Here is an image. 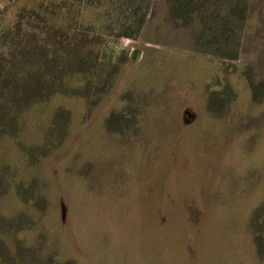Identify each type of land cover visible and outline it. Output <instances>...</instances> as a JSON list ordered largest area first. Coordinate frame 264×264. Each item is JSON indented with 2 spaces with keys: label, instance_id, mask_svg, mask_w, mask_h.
Here are the masks:
<instances>
[{
  "label": "rangeland",
  "instance_id": "obj_1",
  "mask_svg": "<svg viewBox=\"0 0 264 264\" xmlns=\"http://www.w3.org/2000/svg\"><path fill=\"white\" fill-rule=\"evenodd\" d=\"M34 42L94 85L0 109V238L28 264H264V0H0V64Z\"/></svg>",
  "mask_w": 264,
  "mask_h": 264
},
{
  "label": "trees",
  "instance_id": "obj_2",
  "mask_svg": "<svg viewBox=\"0 0 264 264\" xmlns=\"http://www.w3.org/2000/svg\"><path fill=\"white\" fill-rule=\"evenodd\" d=\"M260 21L256 23V26H260ZM248 31H250L248 29ZM33 47L32 54L36 58L35 62L29 63L28 60L24 61V65L21 69L13 71L8 65L0 64V109L4 108L6 103L11 105L12 109L20 108L24 104L34 102L36 98L38 100H46L52 94L57 92H67L88 90L94 85L93 76L90 74V69L85 70L83 67H79L77 70L71 72L70 68L66 66L64 61L59 65V68H52L50 75H46L43 66H46L42 62V48L40 43H35ZM60 45V43H56ZM58 47V51L64 47ZM21 57L25 56V52H18ZM55 55V53H54ZM84 60V57H83ZM57 71V72H56ZM66 71V72H65ZM69 75V82L61 79L62 76ZM54 76L52 79L50 77ZM56 77V79H54ZM1 121V117H0ZM19 216V215H18ZM11 217L6 219L4 216H0L4 222L13 224V220H19L21 216ZM3 222V223H4ZM17 222V221H16ZM6 233L12 235L13 243L9 245L4 239L0 238V262L1 264H28L22 253H24V245L21 241L16 238L17 231L10 227H3ZM20 231V229L18 230ZM258 249H264L263 240L257 239ZM31 251V250H30ZM262 251V250H261ZM55 253L54 251L52 252ZM49 257H52L50 255Z\"/></svg>",
  "mask_w": 264,
  "mask_h": 264
}]
</instances>
